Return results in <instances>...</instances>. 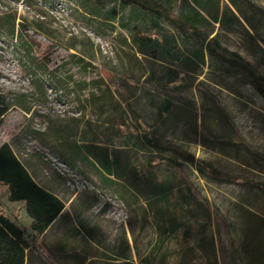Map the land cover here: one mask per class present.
Here are the masks:
<instances>
[{"label": "rangeland", "instance_id": "1", "mask_svg": "<svg viewBox=\"0 0 264 264\" xmlns=\"http://www.w3.org/2000/svg\"><path fill=\"white\" fill-rule=\"evenodd\" d=\"M149 1L169 9L207 38L217 36L226 50L221 52L224 57L247 62L264 77V0H239L247 21L241 18L243 27H231V31L222 30L218 23L229 0ZM113 3V16L96 19L79 18L72 4V21L85 31L71 33L68 22L45 0H0V91L13 103L25 102L32 109L26 114L15 106L9 112L0 127V145L24 148L33 142L42 146L28 134L27 126L43 132L49 117L60 116L64 123L71 117L89 121L98 134L97 142L113 141V145L130 149L133 159L140 162L157 156L155 176L177 186L155 200L157 207L169 209L182 224L165 248L175 252L204 239L197 264H264V258L263 262L254 258L264 254V98L245 76L209 57L205 48L168 19L150 13L127 15L125 2ZM139 32L145 40H136ZM24 44L32 46L38 62L47 63L50 70L93 52L94 69L91 67L93 73L87 79H103L114 92L120 112H126V132L112 136L110 125L94 106L85 101L84 108L83 99L89 93L57 90L54 77L35 67L28 71L31 55ZM170 70L179 72V81L168 83ZM164 100L172 101L174 108L162 125L156 122V109ZM146 135L164 147L176 146L184 154L139 140ZM188 155L195 158L194 163ZM199 162L204 163V173L198 171ZM0 206L11 217L19 216L24 208L22 203L9 201L5 186H0ZM129 216L126 229L131 257L139 264L133 241L136 239L145 255L155 232L140 214L134 218L129 212ZM19 220L26 231L28 221ZM113 223L118 226L108 245L119 250L126 246L127 236L121 234L123 225ZM187 228L190 234L185 237ZM27 236L32 264L75 263L58 253L57 233L46 239L52 244L44 242L45 248L36 234ZM88 253L101 257L93 250ZM167 264H176L175 258Z\"/></svg>", "mask_w": 264, "mask_h": 264}, {"label": "trees", "instance_id": "2", "mask_svg": "<svg viewBox=\"0 0 264 264\" xmlns=\"http://www.w3.org/2000/svg\"><path fill=\"white\" fill-rule=\"evenodd\" d=\"M121 1L123 3L134 4L137 7L139 6L143 11L142 16L150 13L151 15L156 14L168 19L177 29L184 31L191 40L205 48L209 57H216L222 62H226L231 69L245 76L249 84L264 98V77L256 70H253L247 62L224 57L221 52H225L226 50L219 43L217 36L210 37V39L207 38L187 21L173 15L169 9H165L155 2H150L149 0ZM241 18L247 21L245 13L242 10L241 1L229 0V4L224 6L218 23L222 30L231 31L233 29L231 27H243ZM20 26L25 28L23 24ZM248 34L253 40L254 38H252L250 33ZM139 35L140 32L135 34L136 40H145L144 36ZM19 41L23 42V35L19 36ZM261 41L264 44V40ZM23 47L31 55L30 62L32 66L27 68L28 71H32L33 67H35L39 73H43L48 77H54L58 86H56L57 90H64L68 93H81L82 95L89 93L88 96H84L85 100L83 99V104L85 101L87 104H91L98 114L104 117L105 123L110 125L111 130L109 131H111V135L114 136L126 132L128 129L126 112H120L121 103L117 100L114 92L109 89L103 79H87L88 75L93 73V52H89L83 57L78 58L75 63L69 61L56 67L54 70H50L47 63L38 62L33 53L32 46L24 44ZM258 47L263 52L259 44ZM134 58L140 61L137 56ZM170 74L171 77L168 83L179 81V72L170 70ZM74 75H78L79 77H75ZM50 86L53 87V84H50ZM56 88L54 89L56 90ZM78 100L82 102L80 96ZM15 106H20L26 114L32 112L30 107L25 106V102L13 103L8 96L0 91V127L4 124V118ZM85 106L87 105L84 104V108ZM173 108L174 104L172 101L164 100L160 102L156 109L157 124L161 123L165 125L171 117ZM31 116L35 117V114L32 113ZM33 117L30 120H33ZM47 119L48 124L43 132L32 130L31 124H28V134L34 135L42 146L48 148L61 161L74 168V165L68 161V158L62 152L68 150V144L78 143L76 139L80 134L79 126L81 123L88 128V130L80 134L81 142H97L98 134L94 125L89 121L76 117H71L70 122L67 123H64V120L60 116H57V118L49 117ZM139 140H143L145 143L156 148L164 147L156 138L147 135L146 138ZM164 148L175 150L181 156L184 154L176 146L171 145V147ZM110 154L113 156V162L109 160L108 165L104 166L110 174H113L123 183L119 185V190L109 193L120 198L126 204L128 211L133 213L134 218H137L138 214H140L144 218L142 219L143 223L146 221L151 223L155 232V239L148 242L149 246L145 255L140 253L136 239L133 241L137 258H139V264H167L173 257L176 260V264H197L198 259L202 258L201 253L203 254L204 250V239H199L196 246L181 248L175 252H172L169 247L165 248L166 242L182 227V224L178 223L175 216H171L172 212L169 209L156 206V199L167 195L177 187L173 182L167 179L160 180L155 176L154 171L157 168L159 158L157 156H150L147 158V162H140L137 159H133L130 150L118 148H114L111 152L108 151V155ZM187 157L190 162H195L193 156L188 155ZM198 165V171L204 173L202 168L204 163L199 162ZM0 186L7 187L10 202H23L26 205L29 218L34 220L31 230L37 236L46 232L64 208V204L60 199L40 186L33 176L27 172L9 143H2L0 145ZM145 202L146 204H144ZM189 234L190 231L187 228L184 235L188 237ZM124 235L126 234L124 233ZM123 237L121 238L123 239ZM125 245L124 248H120L119 250L113 249L112 255H109L106 258L108 260L104 262L96 261L86 253L78 255L74 264H137L131 257V247L127 239ZM31 249L25 230L9 220L5 211L0 206V264H32L30 261ZM254 258L256 261L263 262L264 254L255 255Z\"/></svg>", "mask_w": 264, "mask_h": 264}, {"label": "crops", "instance_id": "3", "mask_svg": "<svg viewBox=\"0 0 264 264\" xmlns=\"http://www.w3.org/2000/svg\"><path fill=\"white\" fill-rule=\"evenodd\" d=\"M64 1H68L75 5L76 12L81 19H96L104 15L113 16L115 10L113 0ZM124 5L128 12L127 15L132 12L138 17L141 16L143 11L139 6L137 7L128 2H125ZM84 126L86 125L83 123L80 124V134L88 130L87 127L84 129ZM80 134L76 139L78 143L68 144V150L62 153L68 158V161L74 165V169L80 175L84 176L85 179H88L96 188L108 192H116L119 190V185L123 182L117 179L113 174H110L105 167L108 165L109 160L113 162V156L111 154L108 155V151L111 152L114 148L128 151L130 149L113 145V141L83 143L81 142ZM12 149L20 163H22L27 172L33 176L34 180L44 189L60 199L64 204V208L57 216L56 221L49 226L44 234L38 236L43 242V247L46 246V244H52L50 242L48 243L46 239L51 234L57 233V251L64 259L75 261L78 255L87 253L89 256L88 252L93 250L99 253L101 257L90 255L92 259L99 262L108 260L106 258L112 255L109 253V250L112 252L114 248L112 245H108V243L115 234L114 229L115 227L117 228L118 225H115L112 219L106 217L104 211L97 212L95 210L97 206L96 194L93 191L83 193L72 192L66 186L64 179L57 175L46 162H43L40 156H25V148L23 147H12ZM20 203L24 205L20 215H13L12 217L7 215V217L20 227H22L19 220L20 217L25 218L29 224L25 232L32 234L34 232L31 230V227L34 220L29 218L26 205L23 202L12 204L17 205ZM125 229V226L124 228L123 226L121 227V234L124 235ZM128 234L129 230L126 229L127 240ZM44 242L46 243L45 245Z\"/></svg>", "mask_w": 264, "mask_h": 264}, {"label": "built area", "instance_id": "4", "mask_svg": "<svg viewBox=\"0 0 264 264\" xmlns=\"http://www.w3.org/2000/svg\"><path fill=\"white\" fill-rule=\"evenodd\" d=\"M45 3L51 9L54 8V10L68 22L67 28H69L71 33L85 31L83 26L81 27L72 21V3L64 0H45ZM24 148L25 156H40L42 161L46 162L57 175L59 174L62 176L66 186L72 192L83 193L93 191L97 196V206L95 210L97 212L104 211L106 217L120 225L127 226L130 219L129 211L126 204L120 198L103 189L96 188L88 179H85L74 168H71L61 161L60 158L53 154L48 148L39 146L33 142H29L28 146Z\"/></svg>", "mask_w": 264, "mask_h": 264}]
</instances>
